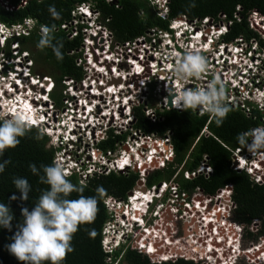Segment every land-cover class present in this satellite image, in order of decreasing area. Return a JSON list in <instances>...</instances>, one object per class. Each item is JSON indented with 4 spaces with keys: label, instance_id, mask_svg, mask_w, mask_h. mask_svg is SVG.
<instances>
[{
    "label": "built area",
    "instance_id": "obj_1",
    "mask_svg": "<svg viewBox=\"0 0 264 264\" xmlns=\"http://www.w3.org/2000/svg\"><path fill=\"white\" fill-rule=\"evenodd\" d=\"M24 1L22 0V4ZM149 1L154 2L156 6L159 5L158 15L166 16L167 8L163 7L161 0ZM75 11L78 19L75 20L78 22L87 20V15L94 16L97 22V25L94 22L96 32L90 35L95 39L89 43L88 49L91 50L93 58L100 55L99 48L102 45H99V42L103 39L106 47L104 49L102 46L103 49H101L104 53L101 54V64H105L107 68L111 61L103 58L106 57L110 46L126 49L133 43L113 44L111 32L97 21L98 11L92 10L87 3L77 5ZM73 16L76 17L74 13ZM24 21L32 22L31 19ZM88 21L91 22L90 19ZM247 21L249 27L257 33V38L247 40L238 36L232 41L225 42L221 37L227 32L230 22H212L209 18L199 21L188 20L185 16L175 18L169 24V28H173V24L179 22L187 24L188 28H192V32L188 34L191 39L197 40L200 36L198 43H193L191 40L182 41L181 38L171 40L166 31L149 30L153 35L162 33L164 49L161 48L160 53L162 55L172 53L176 58L175 63L177 58L189 48L199 51L207 58L208 72L203 75L204 80L208 83L213 78L219 77L228 91L234 92V98L226 94V105L237 106L246 116L254 121L258 120L256 126L244 132L264 126V111L260 110L256 102L264 95V44L261 43L264 41V16L252 10ZM194 22L200 25L208 24V33L205 29L204 34H200V31L195 32L191 25ZM19 24L14 26L17 28ZM65 26L62 25V27ZM92 26L93 24L89 23L83 26L82 30L90 29ZM40 29L41 27L39 31ZM27 32L26 30L25 33ZM147 34L145 37L136 38L134 42H139L140 39L146 40ZM174 36L182 37L183 35L176 30ZM16 53H18L17 50ZM25 54L26 52H22L23 56ZM82 58L83 54L76 62L82 67V78L80 80L70 77L62 79L61 104L56 106L51 100L49 93L54 88V81L50 76H44L43 84L37 83L46 90L45 93L43 91L41 95L39 94L42 100L46 101V105L38 103L34 108L47 110L46 113H41V117L43 116L45 122V124L42 123L43 130L50 135L48 146L54 149V158L59 156L67 165V171L70 174L76 173L81 183L90 176L107 175L111 172L133 171L138 174L135 185L126 193L125 198L107 196L103 199L109 215L102 228L103 250L111 253L115 243L110 244L108 241L114 236L122 235L123 248L136 250L146 255L151 263L193 259L199 264H264V234L259 233L260 221L252 219L246 224L234 219L236 203L233 199L231 184H225L212 194L204 192L199 186H183L182 181H192L199 175L208 177L212 173V167L208 164L206 155L202 156L195 169H183L182 164L175 169L170 179L149 186L146 184V178L150 172L164 169L174 157L170 131L158 135L143 133L140 129L133 127L135 118L132 108L141 104L144 107L147 106L144 101L141 104L137 102V95L141 94V87H144L148 80L143 81L142 77L136 76L137 74L129 75L128 79L120 77V81H117V76L111 77L107 74L99 78L95 77L92 71L90 75H87ZM27 62H25L28 64L26 66H29ZM213 63L220 67L218 71L215 70ZM151 67L155 68L153 65ZM111 68L110 65L109 70H112ZM173 68L170 66L163 68L162 71L172 74ZM164 73L159 75L163 77ZM38 78L40 77L36 76V81H39ZM86 79H91L93 85L84 84ZM172 79L176 80L174 76H170L163 77L160 81L165 80L169 83ZM174 88L180 90L178 82L174 83ZM106 91H111L113 95L105 94ZM153 93L155 96V89ZM168 96H164L166 99L162 101L155 99L150 106L145 107V110L143 108L144 114L151 122L162 120L160 113L164 110L177 109L172 104L167 105ZM172 99L173 97L171 103ZM255 110L257 112L253 113ZM202 113L204 112L199 114ZM91 118L95 120L91 121ZM109 130H112L114 136L125 134V137L115 141L113 149L102 150L98 146L99 142L108 138ZM201 134L210 135L211 133L204 127L198 137ZM222 145L231 154L233 170L245 172L255 184H264V154L252 155L242 146L229 148ZM148 199L152 201V204L145 203ZM136 200L138 201L134 204L138 205L137 208L132 203Z\"/></svg>",
    "mask_w": 264,
    "mask_h": 264
},
{
    "label": "trees",
    "instance_id": "obj_2",
    "mask_svg": "<svg viewBox=\"0 0 264 264\" xmlns=\"http://www.w3.org/2000/svg\"><path fill=\"white\" fill-rule=\"evenodd\" d=\"M88 4L92 10H97V21L105 26L112 35L113 44L123 45L134 42L140 36L153 31H170L169 23L172 19L185 16L188 20H202L209 18L212 22H230L227 32L221 39L232 41L238 36L245 39L257 38L258 35L247 21L252 10L264 16V0H167V13L165 17L158 15L157 7L149 0H0V23L10 26L33 19L35 27L12 39L18 43L17 52H26L30 62L35 66L30 68L32 75L42 76L48 73L54 81V88L49 96L56 106L61 104L63 94L62 79L70 77L80 80L83 76L81 65L77 60L82 57L83 32L82 24L75 20L73 13L79 4ZM195 7H191L192 4ZM49 6H54L60 13L59 19H53L49 13ZM76 21L74 24L73 22ZM55 25L54 43H62L63 59H57L53 49L47 47L43 50L37 48L40 40L39 27ZM62 25H66L62 27ZM157 33H154L156 35ZM150 41V38H146ZM10 42L5 48L6 57H11ZM264 44V41L262 42ZM113 46V45H112ZM23 83V82H22ZM154 81L148 84V100L150 106L155 98L153 91ZM20 101V99H18ZM28 102V101H27ZM19 102L16 103L18 105ZM230 111L221 126H217L215 118L207 112L199 114L197 110L169 109L161 112L162 120L151 122L143 112L144 105L133 107L135 122L133 127L143 133H156L163 135L171 132L174 157L164 169L153 170L146 178V184L168 180L175 169L183 164V169L192 170L197 167L203 155L212 167V173L205 177L199 175L192 181H182L184 187L199 186L206 193H214L225 184H231L233 199L236 203L234 219L250 223L252 219L260 221V234H264V184L253 183L245 172H238L231 168L229 148L242 146L237 141V134L256 126L258 120H252L237 106L228 105ZM18 109H20L17 106ZM23 110V111H22ZM28 109L19 110L20 114L29 116ZM18 112V111H17ZM255 110L253 113H256ZM206 127L210 135L201 134ZM107 139L99 142L102 150L113 149L117 140L123 139L125 134L114 136L112 130L108 131ZM20 143L14 148L6 149L0 154V163L10 161L0 172V203L7 204L13 214L12 228L0 227V264H24L13 256L7 249L12 243V237L23 222L22 208L30 211L35 207L38 197L49 186L40 183L39 176L32 173L31 164L37 169L41 165H50L54 158V149L48 146V137L39 129L32 127L25 136L20 137ZM243 147V146H242ZM41 174L42 170H41ZM15 177L26 178L31 185L29 199H21V193L15 188ZM73 184L85 185L84 196H97L98 211L92 222L81 224L71 241L72 251L67 253L62 264H199L193 259H179L174 262L151 263L148 257L136 250L119 248L107 253L103 250L102 228L109 218L103 199L107 196L125 198L126 193L135 185L138 174L111 172L107 175H93L83 183L79 181L76 173L68 177ZM102 187V195L97 194V188ZM80 193L73 192L71 199L79 198ZM16 196L17 199H12ZM91 233V234H90ZM50 264V262H44Z\"/></svg>",
    "mask_w": 264,
    "mask_h": 264
},
{
    "label": "clouds",
    "instance_id": "obj_3",
    "mask_svg": "<svg viewBox=\"0 0 264 264\" xmlns=\"http://www.w3.org/2000/svg\"><path fill=\"white\" fill-rule=\"evenodd\" d=\"M161 3L163 7L167 8V0H161ZM191 7H195V4L193 3ZM49 13L53 19L60 18V13L54 6H49ZM87 18L91 22H95L93 15H87ZM31 20L32 22H21L17 28L14 25L7 26L0 23V49L3 50L7 42L11 41L10 46L12 48L16 46L18 50V43L12 41V39L26 35V30L30 31L33 29L35 22L33 19ZM83 26L86 25L83 23ZM169 30L166 32L170 35L169 38L171 40H179L181 38L182 41L191 40L193 43L199 42L200 36H198L197 40L191 39L188 36L192 32V28H188L187 24H173V28H169ZM176 30H179L180 35L183 36H174V31ZM54 32V24L50 27L47 25L41 26L40 40L37 43V48L43 50L51 47L57 59L62 60L63 55L60 51L62 43L53 42L55 39ZM24 56L28 58L27 53ZM12 57H6V55L4 56L0 52V78L2 80L6 79V84H8L7 86H3L4 90L2 91L7 96L2 97L0 95V102L3 99L7 102L16 101L18 98L15 97V94L19 96L22 92L25 94L30 92L29 97H25V100L32 103V106L29 108L30 115H33L32 120L36 122L32 123L29 119H25L22 114H14L12 111L5 110L6 106H1L0 104V107L4 109L0 112V154H3L8 148L16 147L20 143L19 138L25 136L26 132L31 130L32 127L39 129L48 138L50 137L43 130L42 126V123L45 124V122L42 119L43 116L41 117V113L44 114L47 110H35L34 108L38 103L46 105V101L42 100V97L39 96L44 89L39 86L41 92L33 90L34 85L40 82V79L38 78L37 80L39 81H36L37 75H32L30 69L26 75H22L26 81H17L11 78L8 75L11 71L9 69L3 71V69L4 65L7 67L12 66V61L8 62L12 60ZM208 63L207 58L199 51L189 48L182 56L177 58L173 68V76L176 80L180 81H187L193 78L201 79L208 72ZM30 64L29 66L31 67ZM25 65L28 64L25 63ZM168 91L173 96L172 106L179 110L188 111L191 109L193 111L200 110L201 112L210 113L215 118L217 126L222 125L230 111L225 103V85L220 81L219 77L213 78L205 87L197 86L179 91H173L168 88ZM31 93L34 96H31ZM256 102L260 110L264 111V95L257 99ZM237 141L252 155H256L257 153L264 154V126L257 127L250 132L238 133ZM9 162L0 163V172L4 171L5 165ZM29 167L33 174L39 176L40 183L49 187L43 190L35 203V207L31 211L27 207L22 208L23 222L18 226L17 231L12 237L13 242L6 247L13 256L19 261L24 262V264H44V262L62 264L67 253L73 250L71 247L73 234L78 231L81 224H87L94 220L98 211L97 196L82 195L85 185L73 184L70 181L67 165L59 156H56L50 165H41V169H37L35 164H31ZM41 170L43 174H41ZM13 184L21 193L20 198L28 200L29 193L31 192L29 181L23 177H15ZM96 191L98 195H102L104 189L99 187ZM73 192L80 193L81 195L77 199H71L70 196ZM12 199H17V197L13 196ZM145 203L152 204V201L148 199ZM13 218L12 211L7 204L0 203V227L11 230ZM121 236H114L112 237V242L108 241L110 244L115 243L113 250H118L124 246Z\"/></svg>",
    "mask_w": 264,
    "mask_h": 264
},
{
    "label": "rangeland",
    "instance_id": "obj_4",
    "mask_svg": "<svg viewBox=\"0 0 264 264\" xmlns=\"http://www.w3.org/2000/svg\"><path fill=\"white\" fill-rule=\"evenodd\" d=\"M152 3L154 4V2H152ZM156 7H157V11H159V9H160L159 5H157ZM76 14H77V12L75 11L74 15L76 16ZM75 19L78 20L77 16L75 17ZM79 22L84 23L86 26L89 25V23L93 24V26L90 29L82 30L83 35H84L83 50H82L83 58L82 59L84 60L83 61L84 67L87 69L86 74L90 75L91 71L97 72L96 66L98 65L99 62L101 63V58H102L101 54H104L103 51H101V49H103V47L105 49L106 45L104 43V40L102 39V41L99 42V45H102L103 47L102 46H100V48L98 47L100 50V52H99L100 55H97L96 57L93 58L92 54H91V50L88 49V46H89V43H91V41H93V39H91V37L89 38L90 33L96 32L94 30V21L90 22L87 19V20H79ZM74 23L75 22H73V24ZM182 23L183 22H179V24H182ZM95 25H97V22H95ZM191 25H193L192 27L194 28L195 32L200 31V34H204L203 30L205 29L206 33H208V29H207L209 27L208 24L200 25L198 22H194ZM197 34H199V32ZM161 36H162V33L156 34V36H154L151 32H149V34H147V37L150 38L149 42H147L145 39H143V40L140 39L139 42L131 43L130 47L126 48V49H123L121 47H116V46L113 48L110 46L109 51L106 54V57L107 56L110 57L113 61L110 60L111 63L108 64V68L105 64H99V68L102 69V71L101 70L100 71L103 74L100 72L99 73L97 72L98 74H95V77L99 78L102 75L104 76V72L110 71L109 70L110 65L112 67L111 68L112 70L114 67H116V68H118V72H124L123 74H125L127 76V79L129 78V75L133 74V71L134 72L135 71L141 72L140 74H137L136 76L142 77L141 79L143 81L144 80H146V81L148 80V81L145 83L146 85L144 87H141V91H142L141 94L137 95V102L139 104H141L142 101L145 102L144 104H147L146 102L150 101V100H148V82H150V81L151 82L154 81V84H155L156 95L154 97H155L156 101L158 99H160L162 101L163 99H166L164 96L171 95L168 91V88L172 89L173 91H179V89L174 88L175 82H178L180 90H184L187 88H195L197 86L204 87V85L207 83V81H205L203 77L201 79L193 78L192 81H187V82L186 81H180V80H174V79L170 80L169 83H167V81H165V80L160 81V79L163 77H170V76L173 77V73L172 74H169L167 72L164 73V71H162V69L163 68H169L170 66L174 67L175 59H176L172 53H169L168 55H166L167 53L165 55H162L160 53L162 50L161 48L164 49L163 41L161 40ZM180 44H182V43L180 42ZM9 48L11 50L10 54L13 57H12V60H9L8 62L12 61L11 62L12 66L7 67L6 65H4L5 67H4L3 71H6L7 69H9V71H11V72H9L8 75L11 78H13L17 81L18 80L26 81V79L23 78L22 75L28 73L27 71H29V69L31 67H34L35 63L32 62V64H30L29 62H27V61H29V59L27 57L23 56L22 53H16V50H17L16 46L13 48H12V46H10ZM158 48H160V49H158ZM0 52L5 56L4 50L0 49ZM15 54H17V55H15ZM25 62L29 63L31 65V67L26 66ZM116 62L118 63L117 65H116ZM135 62L136 63L139 62L138 63L139 68H137V69H140V70H137L135 68V66H136L134 64ZM170 62H172V64H170ZM152 65L155 66V68H152L151 67ZM213 66H214L216 71H218V69H220V67L215 66L214 63H213ZM25 67L27 70L25 69ZM104 68H106V69H104ZM18 70L22 71V72H19ZM155 72H157V74H155ZM160 73L161 74L164 73L163 77L159 75ZM108 74H109V76H111V72H109ZM42 76L48 77L49 74L44 73V75H42ZM42 76H40V78H39L41 84H43V82L41 80ZM4 78H6V77H4ZM117 80L120 81L119 78ZM6 81H7L6 79L2 80V78H0V95L2 97L7 96L5 93H2V91L4 90L3 86L8 85V84H6ZM143 81H140V82H143ZM38 83L34 85L33 90L35 92H41V88L39 87L40 84H38ZM118 83H121V82H118ZM84 84L93 85V82L91 81V79H86ZM225 90H226V94L228 93L234 98V92L232 90L228 91V89L226 87H225ZM31 96H34L33 93H31ZM228 98H230V97H228ZM158 105H159V103H158ZM24 106H26V104ZM145 107H148V106H145ZM145 107H144V110H145ZM2 110H4V109L0 108V112H2ZM197 111L199 113L201 112L200 110H197ZM120 119H123V118L120 117ZM115 122L119 123L117 121H115ZM118 126H121V124H118ZM103 128L105 129V127H103ZM82 142H84V140H82ZM137 201L138 200L134 201V203ZM134 206L137 208L138 205L134 204Z\"/></svg>",
    "mask_w": 264,
    "mask_h": 264
},
{
    "label": "bare ground",
    "instance_id": "obj_5",
    "mask_svg": "<svg viewBox=\"0 0 264 264\" xmlns=\"http://www.w3.org/2000/svg\"><path fill=\"white\" fill-rule=\"evenodd\" d=\"M95 34V33H94ZM108 52V51H107ZM106 52V53H107ZM108 58V61H113L110 57H104L103 59L104 60H106ZM108 61H106V62H108ZM138 63L139 62H135L134 64L136 65L135 66V68L137 69V68H139V66H138ZM99 64H101L100 62L98 63V65L96 66V71H98V72H101L102 71V69H100L99 68ZM95 67V66H94ZM106 69V68H105ZM101 70V71H100ZM137 70H140V69H137ZM94 72V71H93ZM109 72H112L111 73V77H113V76H117L119 79H120V77L121 78H125V79H127V76L125 75V74H123L124 72H118V68H116V67H114L113 68V70H110ZM109 72H104V74H107V75H109L108 73ZM138 72L139 71H133V75H135V74H138ZM95 74H97V72H94ZM123 74V75H122ZM42 85V84H41ZM40 85V87H43V86H41ZM44 88V87H43ZM45 91L46 90H44V93H45ZM13 92V91H12ZM29 93L30 92H28L27 94H25L24 92H22L19 96L17 95V94H15V97H17L18 99H20V101H18V99H16V101H14V100H12L11 102H7V101H5V99H3L2 100V102H0V104H1V106H6V108H5V110H7V111H12L14 114H16V113H19V110H21V109H28L27 111L29 112V114H30V110H29V108L32 106V103L30 102V101H28V100H25V97H29ZM12 94H14V93H12ZM105 94H110V95H113L112 94V92L111 91H106L105 92ZM28 101V102H27ZM17 102H19L18 103V105H16V103ZM26 104V106H24ZM17 106L20 108V109H18L17 108ZM35 107V106H34ZM1 108V107H0ZM40 108H43V107H40ZM44 109V108H43ZM18 111V112H17ZM23 111V110H22ZM20 114V113H19ZM89 114H90V112H89ZM23 115V114H22ZM24 117H25V119H31L32 120V117H33V115L31 116V115H29V116H26V115H23ZM43 119V118H42ZM95 119H93V118H91V121H94ZM132 203H134V202H132ZM141 208V207H140ZM110 242H112V239L111 240H109Z\"/></svg>",
    "mask_w": 264,
    "mask_h": 264
},
{
    "label": "water",
    "instance_id": "obj_6",
    "mask_svg": "<svg viewBox=\"0 0 264 264\" xmlns=\"http://www.w3.org/2000/svg\"><path fill=\"white\" fill-rule=\"evenodd\" d=\"M90 37L94 40L95 38L92 36V35H90ZM117 81H119V80H117ZM171 98H172V95H169L168 96V98H167V105L168 106H171ZM138 184H139V182H137Z\"/></svg>",
    "mask_w": 264,
    "mask_h": 264
},
{
    "label": "snow or ice",
    "instance_id": "obj_7",
    "mask_svg": "<svg viewBox=\"0 0 264 264\" xmlns=\"http://www.w3.org/2000/svg\"><path fill=\"white\" fill-rule=\"evenodd\" d=\"M29 120H30L32 123H35V122H36L35 120H31L30 118H29Z\"/></svg>",
    "mask_w": 264,
    "mask_h": 264
}]
</instances>
